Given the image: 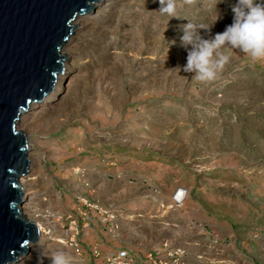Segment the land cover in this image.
I'll return each mask as SVG.
<instances>
[{
  "label": "rangeland",
  "instance_id": "1",
  "mask_svg": "<svg viewBox=\"0 0 264 264\" xmlns=\"http://www.w3.org/2000/svg\"><path fill=\"white\" fill-rule=\"evenodd\" d=\"M114 2L106 18L72 43L74 58L59 100L47 111L40 112L42 104L29 111L37 113L27 134L36 177L31 191L37 198L28 218L35 210L57 212V205H66L76 182L71 162L81 157L89 161L84 181L90 182L91 199L117 201L124 190L118 176L123 150L140 153V176L131 188L143 197H168L181 188V178L145 159L146 153H166L186 167L184 184L194 176L203 183L213 180L217 195L230 196V264H264V61L253 63L238 49L226 48L229 62L215 81L197 82L194 73L182 70L184 26H209L199 34L212 39L233 22L231 5L237 0H193L178 7L180 18L169 21L156 11L158 0ZM160 181L158 188L154 184ZM45 192L54 198L43 201ZM92 216L80 242L86 244L88 232L97 240H116L119 231L110 232V224ZM46 232L42 246L21 264H52L57 252L68 264H95ZM93 246L98 245L85 248Z\"/></svg>",
  "mask_w": 264,
  "mask_h": 264
},
{
  "label": "water",
  "instance_id": "2",
  "mask_svg": "<svg viewBox=\"0 0 264 264\" xmlns=\"http://www.w3.org/2000/svg\"><path fill=\"white\" fill-rule=\"evenodd\" d=\"M98 0H0V264L37 244L39 228L23 211L21 178L30 169L22 115L41 105L64 74L75 20Z\"/></svg>",
  "mask_w": 264,
  "mask_h": 264
},
{
  "label": "crops",
  "instance_id": "3",
  "mask_svg": "<svg viewBox=\"0 0 264 264\" xmlns=\"http://www.w3.org/2000/svg\"><path fill=\"white\" fill-rule=\"evenodd\" d=\"M146 155V161L160 172H177V178H181L177 187H189V195L184 206L177 210L167 207L175 190L168 197L139 196L131 187L140 176L138 173L140 153L135 149L123 150L118 156L120 161L118 176L124 188L123 193L117 201L98 200L102 205L115 210L119 236L113 242L108 240L104 242L95 239L88 232L84 247L98 245L104 251L125 248L144 257L153 248L166 244L172 249H182L185 252L184 264H230V196L217 195V192L212 190V184L216 183L213 180L203 183V179L194 176L189 186L184 184L183 169L186 167L166 153L150 152ZM71 166L73 169L79 167L88 169L89 161L83 157L77 158L71 162ZM73 178L77 179L72 190L84 191L85 181L75 175ZM168 179L174 180V177L171 175ZM87 183H90L89 180ZM154 185L159 188L163 181L155 182ZM89 188L92 189L91 186ZM47 193L45 192L48 199L54 198ZM69 196L71 199L67 198L65 206L57 205L56 213L66 215L69 211L73 212L75 201L73 194ZM78 221L82 224L80 220Z\"/></svg>",
  "mask_w": 264,
  "mask_h": 264
},
{
  "label": "clouds",
  "instance_id": "4",
  "mask_svg": "<svg viewBox=\"0 0 264 264\" xmlns=\"http://www.w3.org/2000/svg\"><path fill=\"white\" fill-rule=\"evenodd\" d=\"M158 11L162 16L180 18L177 9L190 5L193 0H158ZM220 0H217V3ZM216 3V4H217ZM233 22L221 33L212 39H203L199 29H209L188 23L183 28L181 46L187 49V63L183 66L186 73H194L192 78L201 83L215 81L218 73L222 72L229 62L225 49H238L251 62L264 61V3L257 0H237L231 5ZM219 15H216L214 24ZM166 30V29H165ZM175 44V40L171 42ZM189 46H191L189 48ZM176 70L180 72V68ZM52 264H68L61 252L54 253L51 257Z\"/></svg>",
  "mask_w": 264,
  "mask_h": 264
},
{
  "label": "built area",
  "instance_id": "5",
  "mask_svg": "<svg viewBox=\"0 0 264 264\" xmlns=\"http://www.w3.org/2000/svg\"><path fill=\"white\" fill-rule=\"evenodd\" d=\"M74 175L78 179L84 181L87 171L83 168H75ZM77 179V178H76ZM90 185L84 182V191L73 190V198L75 201V208L73 212L66 216L58 214L56 212L47 210H35L32 214H39L40 216H47L50 213H56L59 215L58 220L60 221L57 225H44L38 220L35 222L42 234H47L46 230L53 235L56 243L69 248L73 253L79 257L89 259L90 261L100 262V264H184L185 252L182 249H172L168 245L158 246L153 248L144 257L131 252L125 248L112 249L104 251L100 246H93L91 248H85L80 237L83 229L89 228L92 220L93 212L96 213L103 219V223L110 224V232L117 233L119 231L118 218L116 212L112 208L101 205L91 199L92 194ZM66 191L70 192L69 189ZM62 195V191L59 193V197ZM188 190L186 188H179L173 195L172 201L167 207L171 210L181 209L187 198ZM43 196V201H47L45 193L40 195ZM26 203H24L23 211H25ZM163 208L165 206L163 205ZM29 212H26V216L29 217ZM65 220L67 223L65 224ZM82 221V227H80L79 221ZM118 237H115L117 239Z\"/></svg>",
  "mask_w": 264,
  "mask_h": 264
},
{
  "label": "bare ground",
  "instance_id": "6",
  "mask_svg": "<svg viewBox=\"0 0 264 264\" xmlns=\"http://www.w3.org/2000/svg\"><path fill=\"white\" fill-rule=\"evenodd\" d=\"M125 1V0H123ZM114 0H98L97 2L93 3V8L90 12L85 13L83 15H80L75 22L73 23V26L76 27L73 29V35L72 37L69 39L68 44L65 45L63 53L66 56V61L64 62V67H65V71L64 74H61L58 76L56 84H55V88L53 90V92L47 97V99L42 103V109L40 112H43V110H49V107L47 105H52L54 104L55 101L59 100V96L61 94V87H62V82L64 79V76L70 72V67H68V63L70 62L71 58H74V46H72L75 41H78L81 39L82 35L94 24V22L106 18L109 13L111 12L112 8L114 7ZM74 82V79L71 83ZM70 83V84H71ZM70 86V85H69ZM35 106V105H34ZM47 106V107H46ZM37 108V107H35ZM38 109V108H37ZM36 112H28L25 113L24 115H22L21 119H20V125L22 124V129H20L22 132H24L25 134L31 133L33 130V125L35 123L34 116H36ZM32 160V158L30 159V161ZM33 162V160H32ZM31 162L30 164V169L28 171V173L26 175H24L20 182L21 185L23 187V193H24V200L26 203V207H25V211L26 212H30V206L32 205V202H34V200L37 198V194L35 192H32V187H34L35 185V181H36V177L34 176V169H33V163ZM29 214V213H28ZM38 215V216H36ZM36 215H32L30 216L31 218H28L29 220H32L33 222H36V218H38V220H40V222L44 225H57L59 224V220L57 219V217H55L54 215H57L59 217L58 214H48L47 216H40L39 214ZM51 216V217H49ZM40 217V218H39ZM48 218V222L45 223V219ZM50 218V219H49ZM50 220H52L50 222ZM45 240V236L44 234H42L41 229H39V239L37 244L33 245L30 248V251L28 252V254L23 255L21 257H19L17 262H14L12 264H21L22 260L27 257L30 256V254H33L35 252H37V249L40 248L42 245V243ZM41 242V243H40Z\"/></svg>",
  "mask_w": 264,
  "mask_h": 264
}]
</instances>
